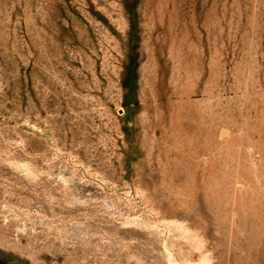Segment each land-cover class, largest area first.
Instances as JSON below:
<instances>
[{"label": "rangeland", "instance_id": "rangeland-1", "mask_svg": "<svg viewBox=\"0 0 264 264\" xmlns=\"http://www.w3.org/2000/svg\"><path fill=\"white\" fill-rule=\"evenodd\" d=\"M0 264H264V0H0Z\"/></svg>", "mask_w": 264, "mask_h": 264}]
</instances>
